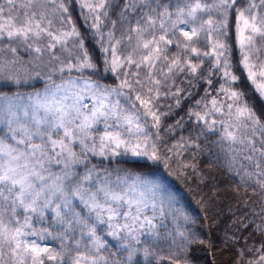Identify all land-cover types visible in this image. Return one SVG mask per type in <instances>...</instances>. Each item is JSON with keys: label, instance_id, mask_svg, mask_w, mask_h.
<instances>
[{"label": "snow or ice", "instance_id": "1", "mask_svg": "<svg viewBox=\"0 0 264 264\" xmlns=\"http://www.w3.org/2000/svg\"><path fill=\"white\" fill-rule=\"evenodd\" d=\"M204 84L187 119L165 127ZM127 154L212 181L205 213L217 175L233 181L223 250L264 264V0H0V264H194L200 245L214 256L172 193L91 162Z\"/></svg>", "mask_w": 264, "mask_h": 264}, {"label": "trees", "instance_id": "2", "mask_svg": "<svg viewBox=\"0 0 264 264\" xmlns=\"http://www.w3.org/2000/svg\"><path fill=\"white\" fill-rule=\"evenodd\" d=\"M73 18L77 22V27L80 28L82 32H84L86 26L78 16V9L76 12H73ZM92 51L94 55H100V53L95 49H93ZM171 51L174 53L176 50L173 48ZM235 58H238V54L234 52V59ZM207 67H209V65L206 62V69ZM233 71L240 78L239 82L236 85L237 89L244 91L247 94L246 98L248 99V102L252 104L257 110H259L262 105L260 103V100L253 93L248 81L245 79V74L236 68H234ZM183 81L184 77H179L176 80V85L182 88L186 87V84L183 83ZM102 82L107 84L116 83L111 74H108L107 78ZM37 86L42 87V83L38 84ZM207 87L208 85L204 84L203 87L199 88L198 90L199 95L195 96L193 99L182 101L181 107L179 109L174 108L173 114L167 119L163 120L164 126L167 127V125L175 124L176 120L180 117H185L186 120L187 117L185 116V113L187 112L188 108L194 103V99H199L200 96L203 95L204 88ZM174 90L175 89H173V91ZM174 104L175 101L173 99L161 96L158 100V111L168 112V106H174ZM188 127L190 128L191 125H189ZM187 134V131L180 132L178 130L173 134L172 137L168 138L169 143L178 139L179 135ZM184 158L186 160L191 159L188 153H185ZM91 162L93 164H96L100 168H120L132 173H141L147 178L160 184L167 192L172 193L173 199L176 201V204L178 206L177 210H179L180 213H186L189 217L196 220L195 225H189L190 227H193V229L197 231L204 239L208 238L206 235L207 233H211V239L215 244V255H211L205 246H197L192 250V259L194 264H210V261L212 262V264H231V258L234 256V251L223 250L222 241L226 233L230 234L231 231H235V229L231 227L232 221L235 217L233 216V212L229 211V208L232 207L233 209H235L236 202L233 199L228 187V185L230 183H233V181L214 173V175H217V179L222 181L219 189V198L213 202L215 207L205 213L198 203L199 194L201 192L209 193L210 185L211 183H213L212 181H209L205 185H200L198 187V182L188 181L184 178L183 175L178 174L175 166H173L172 168H166L162 161H151L144 157L138 156L129 157V155H126L123 157L112 159L93 157ZM205 214L207 215L208 219H204ZM37 226L39 227V225ZM169 227H172L170 222ZM249 232H251V229H249ZM249 232H245L243 234L248 235ZM49 243H52L53 246H55L57 242L49 241ZM113 243L115 242L113 241Z\"/></svg>", "mask_w": 264, "mask_h": 264}, {"label": "rangeland", "instance_id": "3", "mask_svg": "<svg viewBox=\"0 0 264 264\" xmlns=\"http://www.w3.org/2000/svg\"><path fill=\"white\" fill-rule=\"evenodd\" d=\"M173 208H175V209H178V206H177V204H176V201L174 200V202H173Z\"/></svg>", "mask_w": 264, "mask_h": 264}]
</instances>
